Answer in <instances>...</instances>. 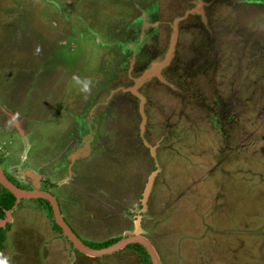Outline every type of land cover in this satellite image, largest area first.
<instances>
[{
  "label": "rangeland",
  "instance_id": "374dc122",
  "mask_svg": "<svg viewBox=\"0 0 264 264\" xmlns=\"http://www.w3.org/2000/svg\"><path fill=\"white\" fill-rule=\"evenodd\" d=\"M188 1L0 0V168L24 190L46 179L41 190L87 240L136 231L161 264H264V53L247 54L254 38L264 41L263 5L209 1L218 54L207 63L204 51L205 66L184 53L170 62L161 74L176 90L153 80L138 89L160 169L142 213L134 210L153 163L138 138V99L116 92L90 110L114 85L130 86L128 72L162 50ZM193 1L206 25L208 10ZM191 21L178 32V57L209 42ZM80 130L76 147L89 151L70 175L65 155ZM0 228V264H143L129 245L91 259L74 253L34 199L5 212Z\"/></svg>",
  "mask_w": 264,
  "mask_h": 264
},
{
  "label": "water",
  "instance_id": "95a60500",
  "mask_svg": "<svg viewBox=\"0 0 264 264\" xmlns=\"http://www.w3.org/2000/svg\"><path fill=\"white\" fill-rule=\"evenodd\" d=\"M196 12L200 15L202 14L201 6L199 5V2L196 4L195 7L186 10L181 16L175 17L170 24V30H171L170 36L164 53L161 54V56H159L158 58H156V60L152 61L136 78H133V82L130 87L128 88L121 87L115 90V91L128 92L131 95L135 96L136 99H138L137 111L140 117L138 137L142 145L147 149L148 154L152 159V163H153V169L146 178V182L142 189L141 198L139 199L140 209L137 211L134 210L137 213H142L145 210L146 202L153 187L154 180L158 172L160 171L155 159L157 144L150 145L144 138V127L146 123V116L144 113L145 97L138 92V89L144 84L156 79L164 86L172 90H176L174 85H172L162 76L161 71L170 63L171 59L174 56L178 22L185 19L186 16H188L189 14H195ZM203 20L205 21V19ZM113 92L114 91L111 92L110 96L112 95ZM88 151H89L88 142H85L84 147L76 151L74 155L76 156L88 155ZM39 180L40 179L36 177L35 180H32V184H33L32 189L24 190L12 184L5 177L4 173L0 168V186L6 189L7 191H9L14 196L15 198L14 204H16L20 199L46 200L51 207L52 217L54 222L61 229L62 235L69 241L73 250H76L87 257L95 258V257H101L102 255H108L118 249L125 248L130 244H138L144 248L145 252L149 257L151 264H161L157 256V253L155 252L150 242L146 240V238L136 235V231L122 237L115 243L104 248L94 249L84 244L81 241V239L70 228V226L64 221L59 211V206L57 204L56 199L47 190H41L39 186L40 184ZM6 213H8V211H6ZM137 225L138 224H136V226Z\"/></svg>",
  "mask_w": 264,
  "mask_h": 264
},
{
  "label": "flooded vegetation",
  "instance_id": "af4514ba",
  "mask_svg": "<svg viewBox=\"0 0 264 264\" xmlns=\"http://www.w3.org/2000/svg\"><path fill=\"white\" fill-rule=\"evenodd\" d=\"M206 1H208V2H206ZM209 1H212V2H216L217 0H202V2L204 3V5L202 6L203 8H204V10L206 11V10H208L207 12H206V18H205V24L206 25H204L203 23H202V21H201V17H198V16H196L195 14H189V16H186V18L185 19H183V20H181V21H179L178 22V24H177V37H178V32H179V30H183V29H188V28H190L191 26H194V24H186L185 26H183V25H181L182 23H184V22H188L189 20H192L191 21V23H195V24H197V27H198V25L201 27V30H202V32H201V34L203 35L204 34V36H203V38H205V37H209V42L208 43H206V44H204V45H202V47H191L190 45H188V48L189 49H184V48H181L180 50H181V54H180V57H178L177 55H176V53H175V51H174V56H173V58L171 59V61L170 62H172V61H174V62H178V63H180V62H182V58H183V53H184V57H185V60L187 61V63H188V65H189V63L190 62H194L197 58V60L200 62V63H202L203 65H204V61H205V59L203 58V56H205L206 55V53L204 52V51H207V63H208V61L210 60L209 59V57L208 56H212V55H214V53L215 54H218V52H219V45H218V43H219V41H221V40H219V37L217 36L218 34L214 31L213 32V30L212 29H210V28H208V18H209V9H211L210 8V6L213 4L212 2L210 3ZM249 0H239V1H237L236 3H235V5H241L243 2H247V4H249V6L251 5L252 7H253V5H257V4H259L260 6H264V1H256V0H253V1H251V2H248ZM195 2L193 1V0H190V1H188L187 2V9H189V8H193V6H195L196 4H194ZM233 7H236V6H233ZM255 7V6H254ZM187 9H185V10H187ZM184 10V11H185ZM184 11L182 12V14L184 13ZM182 14H179V15H176L175 17H177V16H181ZM175 17H173L172 19H171V22H172V20L175 18ZM171 22L169 23V25H168V27H169V33H168V39H167V42H166V44H165V46L162 48V50H160L159 52H158V54H156V55H154L153 57H151V59H147V61H146V63H145V66H144V64L141 66L142 68L139 70V72H137L136 74H134V76L133 77H131V76H129V72H128V75H127V77L130 79V86L132 85V82H133V78H136L141 72H142V69L143 68H146V66H148L152 61H154V60H156V58H158L159 56H161V54H163L164 53V51H165V49H166V46H167V44H168V40H169V36H170V24H171ZM184 31H186V30H184ZM236 34V31H233L232 29H231V31H230V34L231 35H233V34ZM176 37V38H177ZM264 39V38H263ZM177 40V39H176ZM255 40H257V42H258V44H255V45H249V44H247V49H250V51H248V55H250L251 56V58H250V61H252V55L254 54V52H258V51H261L262 53H264V41L261 39V40H259V39H257V38H254V41ZM204 41V40H203ZM177 48V45H176V43H175V49ZM136 50V48H134V51ZM177 56V57H176ZM202 56V59L200 60V57ZM247 56V55H246ZM261 59H263V58H261ZM173 62V63H174ZM170 65V63L167 65V66H169ZM166 66V67H167ZM205 66V65H204ZM264 66V65H263ZM165 67V68H166ZM164 68V69H165ZM263 68V67H262ZM163 69V70H164ZM169 69L171 70V71H173L174 69H175V67H169ZM246 69H249L248 68V66L246 65ZM173 73V72H172ZM205 73V72H204ZM173 74H175V73H173ZM172 75V74H171ZM164 77V76H163ZM172 77H173V75H172ZM231 77H232V75H231ZM169 78V80L171 79L170 77H168ZM153 81H157L156 79L155 80H153ZM231 81V80H230ZM150 83H152V82H150ZM149 84V82L148 83H146V84H144V86H146V85H148ZM130 86H127V87H123L122 86V84H116V85H114L111 89H109L108 91H107V94L104 96V98L103 99H101V97H98L97 98V100H96V102L91 106V108H90V110L91 109H93V108H97L100 104H102V105H104V104H106L108 101H109V99H110V97L112 96V95H114V94H117V93H121L122 91H115L116 89H118V88H121V87H123V88H128V87H130ZM144 86H143V88H144ZM175 87V86H174ZM168 88V87H167ZM168 89H170V88H168ZM176 89V88H175ZM171 91H172V89H170ZM112 91H114L113 93H112V95L110 96L109 94H111V92ZM183 92H185V93H187L188 91L187 90H182ZM117 92V93H116ZM214 92L216 93L217 91H216V88L214 89ZM123 93H128V92H123ZM214 93V94H215ZM130 94V93H129ZM131 95V94H130ZM133 96V95H132ZM133 97H135V96H133ZM245 97H247V96H245ZM136 98V97H135ZM246 99H248V98H246ZM250 99V98H249ZM81 131L82 130H80V132H78V136H76L75 137V139L73 140V142H75V150L74 151H71V149H70V152H68V154L67 155H65V160H66V163H65V166H67L66 168H67V172L68 173H70V167L76 162V161H78L79 159H82V155L81 156H79V155H74V153H76V151L79 149V147L77 148L76 146L78 145V144H81L82 142V138H83V136H84V134H82L81 133ZM89 131H87V133H88ZM79 143H78V142ZM81 142V143H80ZM69 149V148H68ZM52 170H54V171H61V168L60 167H58L57 169H52ZM54 174L55 175H57V172H54ZM70 175H71V173H70ZM41 182H43L44 184L45 183H47V181H46V179H41ZM53 184V183H52ZM51 188V187H50ZM47 189H49V188H47ZM46 189V190H47ZM21 200H28V199H21Z\"/></svg>",
  "mask_w": 264,
  "mask_h": 264
},
{
  "label": "trees",
  "instance_id": "16d2710c",
  "mask_svg": "<svg viewBox=\"0 0 264 264\" xmlns=\"http://www.w3.org/2000/svg\"><path fill=\"white\" fill-rule=\"evenodd\" d=\"M16 186L19 187L18 185H16ZM34 200H36L37 202H39L40 204H42V206H43L44 210L46 211L48 217L52 221L53 228L60 235H62L61 229L56 225V223L53 220L52 211H51V207H50L49 203L46 200H43V199H34ZM14 202H15L14 196L9 191H7L6 189H4V188H2L0 186V217H3L5 211L10 210L12 208V206L14 205ZM4 230L5 229L0 228V254H1V251L3 249L4 240H5V231ZM78 237H80V239L83 241L84 244H86L89 247L94 248V249H99V248L107 247V246L113 244L114 242H116L117 240H119L121 238V237H116V238H107V239L101 240V241H91V240H87L85 238H82V236H79V235H78ZM128 248L134 249V250H136L139 253L140 261L143 264H151V262L149 260V257L146 254V252L143 249V247H141L138 244H132V245H129ZM75 253L81 255V257H84L86 259H91V258H88V257L84 256L83 254L77 252V251H75Z\"/></svg>",
  "mask_w": 264,
  "mask_h": 264
},
{
  "label": "clouds",
  "instance_id": "9594fccd",
  "mask_svg": "<svg viewBox=\"0 0 264 264\" xmlns=\"http://www.w3.org/2000/svg\"><path fill=\"white\" fill-rule=\"evenodd\" d=\"M6 177V176H5ZM39 183H41V179L39 180ZM13 184V183H12ZM16 186V185H15ZM141 198V197H140ZM21 200V199H20ZM19 200V201H20ZM19 201L16 203V204H14L13 206H12V208L15 206V205H17L18 203H19ZM15 203V202H14ZM140 204V203H139ZM12 208L10 209V210H7V211H11L12 210ZM139 209H140V207H139ZM6 212V211H5ZM71 228V227H70ZM72 229V228H71ZM73 230V229H72ZM75 233V232H74ZM76 234V233H75ZM77 235V234H76ZM78 236V235H77ZM80 238V237H79ZM122 238V237H121ZM120 238V239H121ZM67 240V239H66ZM68 241V240H67ZM82 241V240H81ZM118 241V240H117ZM69 242V241H68ZM83 242V241H82ZM115 243V242H114ZM130 245H132V244H130ZM72 247V246H71ZM142 247V246H141ZM73 249V248H72ZM100 249V248H99ZM144 249V248H143ZM74 251H76V250H74ZM78 252V251H77ZM75 253V252H74ZM147 254V253H146ZM85 256V255H84ZM87 257V256H86ZM88 258H90V257H88ZM159 258V257H158Z\"/></svg>",
  "mask_w": 264,
  "mask_h": 264
}]
</instances>
